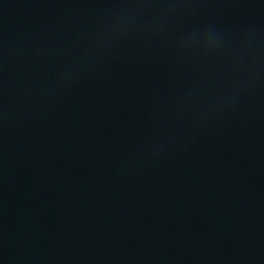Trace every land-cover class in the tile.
Returning a JSON list of instances; mask_svg holds the SVG:
<instances>
[{"label": "water", "instance_id": "water-1", "mask_svg": "<svg viewBox=\"0 0 264 264\" xmlns=\"http://www.w3.org/2000/svg\"><path fill=\"white\" fill-rule=\"evenodd\" d=\"M0 264H264V0H0Z\"/></svg>", "mask_w": 264, "mask_h": 264}]
</instances>
